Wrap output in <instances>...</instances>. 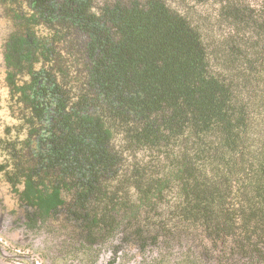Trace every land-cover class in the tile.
<instances>
[{
    "label": "trees",
    "instance_id": "1",
    "mask_svg": "<svg viewBox=\"0 0 264 264\" xmlns=\"http://www.w3.org/2000/svg\"><path fill=\"white\" fill-rule=\"evenodd\" d=\"M213 1L216 38L212 16L165 0H0L18 116L0 177L30 221L67 195L89 230L124 222L264 262V9Z\"/></svg>",
    "mask_w": 264,
    "mask_h": 264
},
{
    "label": "rangeland",
    "instance_id": "2",
    "mask_svg": "<svg viewBox=\"0 0 264 264\" xmlns=\"http://www.w3.org/2000/svg\"><path fill=\"white\" fill-rule=\"evenodd\" d=\"M148 1L93 0V6L99 12L103 6L116 2L130 6L133 2L145 5ZM165 3L187 16L189 21L194 19L197 25L204 26V19L212 16L211 22H207L212 24L211 35L220 36V31L214 30V26H218L212 23L216 19L213 0L206 4H197L194 0H165ZM243 3L255 10L264 9V0H244ZM9 16L0 7V138L5 137L7 129L14 132L18 125V116L14 117L9 108L5 81V42L14 29ZM3 159L0 152V162ZM65 199V206L57 213L44 220L30 221L27 209L0 177V264H264L223 244L214 248L210 242L185 239L167 245L166 238H159L155 243L151 232L141 237L124 222L114 229L92 231L73 220L69 212L73 200L67 195Z\"/></svg>",
    "mask_w": 264,
    "mask_h": 264
}]
</instances>
